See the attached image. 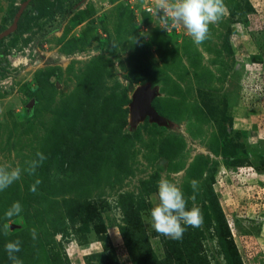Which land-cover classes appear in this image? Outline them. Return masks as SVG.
<instances>
[{
	"label": "rangeland",
	"instance_id": "1",
	"mask_svg": "<svg viewBox=\"0 0 264 264\" xmlns=\"http://www.w3.org/2000/svg\"><path fill=\"white\" fill-rule=\"evenodd\" d=\"M147 2L0 0V163L45 157L0 191V264L16 240L21 264H264V0H224L200 45ZM145 83L169 125L131 126ZM61 142L81 150L62 179ZM162 177L203 215L179 240L152 227Z\"/></svg>",
	"mask_w": 264,
	"mask_h": 264
},
{
	"label": "clouds",
	"instance_id": "2",
	"mask_svg": "<svg viewBox=\"0 0 264 264\" xmlns=\"http://www.w3.org/2000/svg\"><path fill=\"white\" fill-rule=\"evenodd\" d=\"M154 7L157 14H164L166 24L171 21L173 24L183 25L196 45L210 38L211 25L230 14L224 0H154ZM37 157V160L29 163L27 169L0 163V191L19 180L24 171L33 174L45 159L42 153H37ZM191 184L193 190H196L198 182L193 180ZM157 197L158 202L150 209L152 227L157 233L179 240L182 239L188 227L202 226L201 209L196 206L188 207V199L177 182L162 177L158 183ZM20 247L19 240L8 242L5 246L14 264H21L13 255L20 251Z\"/></svg>",
	"mask_w": 264,
	"mask_h": 264
},
{
	"label": "trees",
	"instance_id": "3",
	"mask_svg": "<svg viewBox=\"0 0 264 264\" xmlns=\"http://www.w3.org/2000/svg\"><path fill=\"white\" fill-rule=\"evenodd\" d=\"M36 0H32V4L36 6ZM21 25V24H20ZM91 85L88 86L90 88ZM87 94L90 91L89 89H85ZM92 92H93V87H92ZM79 97V94L77 95ZM80 106H83V108L79 107V109H82L81 115L79 116V120L81 125L85 124L90 116L92 115L93 107L85 105V104H80ZM78 125V124H77ZM80 126V125H78ZM87 127V125H86ZM78 155H81V150L79 148L75 147L73 148L69 142H61L59 144L58 148H55V150L52 151L49 159H48V172L53 171L54 169H57L58 176L56 175L57 178H64L68 173H70V170L72 167H74L75 163H77ZM68 163V167L65 168L64 162ZM125 200V199H124ZM123 204V210L125 212V218L128 221V224L126 227H123V237L125 238V242L127 243L128 247H132L133 243H137L140 237H143L144 234L139 232L138 237L136 238H131L129 237L130 229L132 227H135L138 225V221H135V217L137 213H139L140 209H137L132 203H126L125 201H122ZM139 218V217H138ZM108 248V247H107ZM139 248V247H138ZM177 264V263H176Z\"/></svg>",
	"mask_w": 264,
	"mask_h": 264
},
{
	"label": "water",
	"instance_id": "4",
	"mask_svg": "<svg viewBox=\"0 0 264 264\" xmlns=\"http://www.w3.org/2000/svg\"><path fill=\"white\" fill-rule=\"evenodd\" d=\"M156 95H158V89L156 87L153 88L150 83H145L135 89L132 95L130 113L132 114L133 112V105L137 106V108L140 107V110L142 111H140L138 116L134 118L132 117L133 115H131L130 124L132 127H135L141 120L146 117H149L151 121L157 122L162 125L170 124V120L162 116L152 105V100Z\"/></svg>",
	"mask_w": 264,
	"mask_h": 264
},
{
	"label": "built area",
	"instance_id": "5",
	"mask_svg": "<svg viewBox=\"0 0 264 264\" xmlns=\"http://www.w3.org/2000/svg\"><path fill=\"white\" fill-rule=\"evenodd\" d=\"M145 8H147L148 10H154L155 7H154V0H148Z\"/></svg>",
	"mask_w": 264,
	"mask_h": 264
},
{
	"label": "bare ground",
	"instance_id": "6",
	"mask_svg": "<svg viewBox=\"0 0 264 264\" xmlns=\"http://www.w3.org/2000/svg\"><path fill=\"white\" fill-rule=\"evenodd\" d=\"M145 90H147V89H145ZM132 111H133L132 112V115H133L132 117L134 118V117L138 116L139 112L142 111V110H140V107L137 108V106L133 105V110Z\"/></svg>",
	"mask_w": 264,
	"mask_h": 264
}]
</instances>
